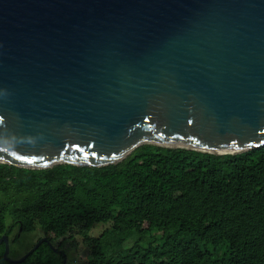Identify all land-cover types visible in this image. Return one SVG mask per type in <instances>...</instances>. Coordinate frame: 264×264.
I'll list each match as a JSON object with an SVG mask.
<instances>
[{
    "label": "water",
    "instance_id": "95a60500",
    "mask_svg": "<svg viewBox=\"0 0 264 264\" xmlns=\"http://www.w3.org/2000/svg\"><path fill=\"white\" fill-rule=\"evenodd\" d=\"M144 145L264 146V0H0V163L103 167ZM44 242L0 246L22 263Z\"/></svg>",
    "mask_w": 264,
    "mask_h": 264
},
{
    "label": "trees",
    "instance_id": "16d2710c",
    "mask_svg": "<svg viewBox=\"0 0 264 264\" xmlns=\"http://www.w3.org/2000/svg\"><path fill=\"white\" fill-rule=\"evenodd\" d=\"M98 223L110 226L93 237ZM76 228L85 264H264V146L216 155L144 145L103 167L0 163V239L42 229L54 246L11 263L2 244L0 264H58L67 251L55 243Z\"/></svg>",
    "mask_w": 264,
    "mask_h": 264
},
{
    "label": "rangeland",
    "instance_id": "374dc122",
    "mask_svg": "<svg viewBox=\"0 0 264 264\" xmlns=\"http://www.w3.org/2000/svg\"><path fill=\"white\" fill-rule=\"evenodd\" d=\"M110 223H98L92 229L91 235L93 237L100 236L108 227ZM72 235V236H71ZM45 237V232L42 229L33 232L24 233L21 235L19 242L12 244V252L10 256L14 259H19L25 256L42 238ZM62 244V249L66 250L67 256L66 264H85L86 256L90 254V248L85 244L83 236L76 228L65 239L58 240L55 245ZM130 245V244H129ZM64 260L59 259L58 264H63Z\"/></svg>",
    "mask_w": 264,
    "mask_h": 264
},
{
    "label": "bare ground",
    "instance_id": "6f19581e",
    "mask_svg": "<svg viewBox=\"0 0 264 264\" xmlns=\"http://www.w3.org/2000/svg\"><path fill=\"white\" fill-rule=\"evenodd\" d=\"M216 152H217V151H216ZM218 153L224 154V153H229V152H218Z\"/></svg>",
    "mask_w": 264,
    "mask_h": 264
}]
</instances>
